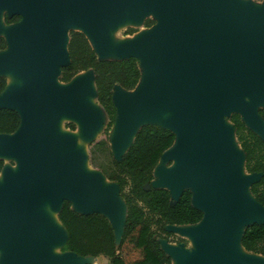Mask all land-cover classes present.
I'll use <instances>...</instances> for the list:
<instances>
[{
	"label": "water",
	"instance_id": "obj_1",
	"mask_svg": "<svg viewBox=\"0 0 264 264\" xmlns=\"http://www.w3.org/2000/svg\"><path fill=\"white\" fill-rule=\"evenodd\" d=\"M2 9L3 25L16 26L0 35L6 40V48L0 50V76L11 71L22 83L8 86L6 79L0 93V109H13L20 116L14 132L0 133L4 160L0 264H95L84 261L92 256L61 251L67 232L57 214L65 199L78 213L104 215L116 244L123 231L126 205L118 185L90 165L87 148L94 172H79L82 151L70 152L75 143L69 135H55L59 118L68 115L82 122L91 142V131L101 117L88 104L90 98L97 99L92 69L76 73L68 82L58 80L60 68L70 62L66 30L70 25L84 33L98 59L135 57L140 69L141 62L146 65L132 90L114 86L115 134L112 137L110 129L108 138L116 160L141 126L158 124L138 125L140 120L168 112V125H158L171 130L175 139L160 160L175 159L177 166L155 177L157 164L154 179L144 188H165L175 201L184 189L192 192L184 188L189 180L195 188L191 202L203 216L195 224L167 225L172 233L174 226L189 235L194 247L171 253L160 239L165 252L179 264H264V255L241 245L245 227L264 222V205L249 190L260 173L245 171L243 150L238 143V150L232 146L234 127L228 119L229 127L225 122L227 112H236L264 140V121L258 113L264 105L255 107L264 102V0L257 7L236 0H0ZM126 10L134 18L151 13L157 22L150 17L154 20L146 27L150 29L123 43L118 57L109 58L108 26L124 22ZM5 14L19 15L20 20L6 24ZM175 127L180 129L177 147H173ZM64 149L69 152L63 153ZM10 155L18 160L16 171L5 166L4 157ZM106 181L113 186L106 188ZM44 198L56 206L62 230L37 211ZM58 241L60 251L52 253L48 244ZM237 241L246 255L234 249Z\"/></svg>",
	"mask_w": 264,
	"mask_h": 264
},
{
	"label": "trees",
	"instance_id": "obj_2",
	"mask_svg": "<svg viewBox=\"0 0 264 264\" xmlns=\"http://www.w3.org/2000/svg\"><path fill=\"white\" fill-rule=\"evenodd\" d=\"M19 20V15H4L6 24ZM152 24L153 19H145V27ZM134 31L135 28L129 27L126 33ZM5 48L6 40L0 36V50ZM67 50L70 62L60 68L58 80L68 82L82 70L92 69L94 72L97 101L106 112L107 122L102 134L88 143L89 163L94 168L102 169L99 167L100 159L95 158L94 152L98 148L106 151L105 158L109 160L110 169L102 171L118 185L119 194L126 205V218L119 243L116 244L111 224L104 215L97 212L78 213L71 209L68 200H63L57 216L67 232V241L61 251H72L81 256H103L107 264H171V257L159 241L165 239L172 242L169 237L174 233L166 226L195 224L203 216V212L192 204L189 189H184L179 198L173 201L165 188H144L145 183L154 179L153 170L162 153L173 144L175 134L158 124H145L137 131L121 159L116 160L108 138L116 119L112 94L116 84L125 90H132L137 85L141 78L140 62L135 57L98 59L84 33L78 30L69 31ZM5 87L6 78L0 76V93ZM258 113L264 121V107L258 108ZM227 119L232 123L237 143L244 152L245 171L260 173L259 179L250 184L249 190L264 205V140L246 126L238 113H231ZM19 124L17 111L0 109V133H12ZM67 127L74 129L72 123ZM3 164L4 160L0 158V171ZM241 245L247 251L264 255V222L247 225Z\"/></svg>",
	"mask_w": 264,
	"mask_h": 264
},
{
	"label": "rangeland",
	"instance_id": "obj_3",
	"mask_svg": "<svg viewBox=\"0 0 264 264\" xmlns=\"http://www.w3.org/2000/svg\"><path fill=\"white\" fill-rule=\"evenodd\" d=\"M237 3L242 4V3H246V2H251L253 6H261V4L263 3V0H236ZM4 10H0V15L1 18L3 16ZM154 18L156 21V18L154 17L153 14L149 13V14H145L144 16H142L141 18H134L131 11L130 10H126L125 14H124V22H120V23H116V24H110L108 26V54L107 56L109 58H115L118 57L117 55V49L123 44L126 43L128 41H132L134 40V38H136L139 34L147 32L150 28H146L143 25V22L146 18ZM157 22V21H156ZM0 35H5V29H7L8 31H11L12 28H14L15 26L13 25H3V21L2 19L0 20ZM129 27H134L136 28V31H134L133 33H126V30ZM153 29V28H152ZM152 29L150 31H152ZM67 34L69 35V31L71 30H80L78 27L75 26H68L67 27ZM87 34L92 37V35L87 32ZM3 54V51H0V55ZM146 65L144 62H141V69L145 70ZM82 72H79L77 74V76L82 75ZM4 76L7 79V84L8 86H13V85H21V79L14 74V72L12 73L11 71L7 72L4 74ZM75 76V77H77ZM88 98L90 97H85L86 100H88ZM244 100L247 101L248 103H252L251 99L247 96L244 97ZM88 104L92 107L97 109L100 114V121L99 123L95 126V128L91 131V137L96 139L98 136H100L105 128L106 122H107V115L104 112L102 106L97 102L96 98H90L88 101ZM264 102H260L257 103L255 105V107H259V106H263ZM166 113H162V112H155L151 117L149 118H145L139 121L138 125H142L144 123H158L161 125H168V122H166L167 114ZM232 113V111H229L226 113L225 115V122H226V126L229 127L230 123L227 120V117L229 116V114ZM167 117V118H166ZM72 123L74 125V129L71 130L69 129L67 126ZM56 128H57V133H63V134H67L70 137H72V139L74 140L75 143V147L73 149L70 150V152H83L86 150L87 146H88V142L90 141V138L86 135L85 131L86 129L84 128V125L82 124V122L76 118L70 117L68 115H62L58 122L56 123ZM114 130V126L111 128L110 133L112 134V137L115 134ZM175 130V129H174ZM56 135V133H55ZM96 137V138H95ZM93 139V140H94ZM232 146H234L235 149H239V146L236 142L235 139H232ZM109 145H110V140H109ZM111 148V145H110ZM62 152H69L68 149H64L62 150ZM88 152V151H87ZM105 153L106 151L102 148H98L96 149V151L94 152V156L96 159H100L98 160V162L100 161V165L99 167L102 169H110V164H109V160L108 158H105ZM105 158V159H104ZM5 166L9 167L12 171H16L19 163L18 160L15 156H5ZM89 160V158H88ZM98 164V163H97ZM177 166V162L175 159H168V160H160L158 165H157V169L154 170V174L155 177H159L162 176L163 173L166 171H169L171 169H174ZM102 169H99L104 176L107 178L106 174L102 171ZM245 171L244 169L241 171V174L244 175ZM108 179V178H107ZM109 180V179H108ZM3 181V173L0 174V184H2ZM110 181V180H109ZM106 188L113 186V183H108L106 181ZM184 188H190L192 190V192H195V188L192 184V182H190L189 180H187V182L184 185ZM245 196L249 199V196L251 197V195L245 191ZM74 205H76V203H74ZM56 206L52 205L49 201V199L44 198L42 199V201L40 202V204L37 207V211L45 217V219H49V221L52 223V225L58 227L60 230V226L58 225V223L56 222ZM247 222H244L240 225V229L243 228L246 225ZM197 226H189L188 228H196ZM174 235L170 236L169 238L172 239V242H167L163 239H161V243L163 245V247H165L166 249H168L171 253L172 250L177 249L179 251H182L183 248L184 249H191L192 247H194V243H193V239L187 235V234H182L180 232V228H176V227H171L170 228ZM178 238V239H177ZM179 239H181L179 241ZM62 246V242H54V243H50L48 244V247L50 248L52 253L58 254L60 251V247ZM4 253V249H0V262L2 260V256ZM245 253V252H243ZM85 262H94L95 264H107V259L103 256H99L96 258L93 257H87L84 259ZM171 264H179V261L172 256L171 257Z\"/></svg>",
	"mask_w": 264,
	"mask_h": 264
},
{
	"label": "bare ground",
	"instance_id": "obj_4",
	"mask_svg": "<svg viewBox=\"0 0 264 264\" xmlns=\"http://www.w3.org/2000/svg\"><path fill=\"white\" fill-rule=\"evenodd\" d=\"M13 26H16V24H12ZM13 73V72H12ZM15 74V73H14ZM175 130V133H176V136H177V139H176V142L174 143V145H173V147H177V145H178V142H179V135H180V129L179 128H174ZM56 130H57V128H56ZM55 133H56V136H64L65 134H63L62 132L61 133H57V131H55ZM81 155H83V158L81 159V163H80V165H79V167H78V171L79 172H83V173H92V172H94V169L88 164V162H87V155H86V151H83V152H81ZM2 183H3V181H2ZM246 192L244 191V194H245ZM249 198H251V199H249L248 200V198L246 197V199L248 200V201H253V199H252V197H250L249 196ZM56 222L58 223V225L60 226V228H61V230L63 229L62 228V226L60 225V223H59V221H58V219H57V217H56ZM234 249L239 253V254H241V255H246V253H248V252H246L240 245H239V243H238V241L237 242H235V244H234ZM243 252H245V253H243Z\"/></svg>",
	"mask_w": 264,
	"mask_h": 264
}]
</instances>
